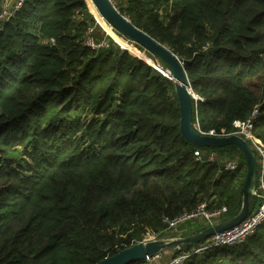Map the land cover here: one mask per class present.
Segmentation results:
<instances>
[{
  "label": "trees",
  "instance_id": "trees-1",
  "mask_svg": "<svg viewBox=\"0 0 264 264\" xmlns=\"http://www.w3.org/2000/svg\"><path fill=\"white\" fill-rule=\"evenodd\" d=\"M115 5L182 60L199 97L193 123L230 133L258 105L264 146V0ZM100 31L85 0H26L0 22V264H98L165 232L164 217L207 203L225 207V221L241 209L242 151L189 142L175 85L152 66L171 75L168 65ZM199 150L238 169L199 162ZM261 202L252 196V211ZM182 264H264V222L244 243Z\"/></svg>",
  "mask_w": 264,
  "mask_h": 264
},
{
  "label": "water",
  "instance_id": "water-1",
  "mask_svg": "<svg viewBox=\"0 0 264 264\" xmlns=\"http://www.w3.org/2000/svg\"><path fill=\"white\" fill-rule=\"evenodd\" d=\"M92 2L99 14L111 25L116 33H119L126 41L140 45L156 59H161L168 65L172 75L165 74L156 65L152 66L166 75L175 85L181 116L180 129L183 136L189 142L200 147L218 148L234 145L242 151L246 164L242 206L236 216L207 227L199 233L183 238L168 241L161 239L148 242L141 241L125 249H119L115 255L107 257L98 264H130L135 260H146L148 257H155L171 247L186 244H199L216 233L237 226L252 213V196L254 195L258 174L256 158L252 147L246 140L237 135L216 137L198 133L193 127L192 118L193 100H198L199 97L191 87L182 60L171 49L135 26L131 20L116 7L112 0H92ZM222 169H224V166H222ZM164 228L167 229L168 225L164 224Z\"/></svg>",
  "mask_w": 264,
  "mask_h": 264
},
{
  "label": "built area",
  "instance_id": "built-area-1",
  "mask_svg": "<svg viewBox=\"0 0 264 264\" xmlns=\"http://www.w3.org/2000/svg\"><path fill=\"white\" fill-rule=\"evenodd\" d=\"M26 0H2V9L0 12V22L8 21L11 16L14 15L19 9H21ZM86 44L98 48L100 46H107L106 42H102L97 45L94 43L93 38L88 36ZM259 107L256 105L250 115L245 120H236L233 123V131L228 133L226 130H222L221 133L214 129L207 132L201 130L198 119L193 123L194 129L203 135L226 137L231 135H237L246 140L253 150L256 151L260 159V170L258 172V188L254 194L262 199L261 204L240 224L225 230L223 232L216 233L215 235L207 238L199 244L193 245L190 249L184 251L181 255L172 258L167 264H182L190 255H204L217 247L223 246H236L244 243L249 236H251L256 229L264 222V146L261 141L255 136V125L259 117ZM196 160L199 162H216L218 156L215 151L212 150H199L196 151ZM224 166V170L236 171L238 169L237 159H227L220 163ZM226 208L210 209L207 203H201L192 210H184L175 217H164V224L168 225V229L177 230L179 227L188 222H197L200 220L204 223L205 227L213 226L221 221V217L225 214ZM152 231H147L143 242L157 240L152 236ZM179 248V247H178ZM161 254L155 257H148L146 260L150 263L157 262Z\"/></svg>",
  "mask_w": 264,
  "mask_h": 264
},
{
  "label": "rangeland",
  "instance_id": "rangeland-1",
  "mask_svg": "<svg viewBox=\"0 0 264 264\" xmlns=\"http://www.w3.org/2000/svg\"><path fill=\"white\" fill-rule=\"evenodd\" d=\"M86 1V0H85ZM113 2H114V4H119V2H120V0H112ZM118 6V5H117ZM105 28V29H104ZM100 29H101V31H100V33H102V31L103 32H105V34H107V35H109L112 39H113V41L115 40V41H118V42H120V43H122L124 40H123V38H121L120 36H118L115 32H114V30L113 29H111V27L108 25V24H106V23H104V22H102V24L100 25ZM114 41V42H115ZM116 43V42H115ZM131 43V42H130ZM117 44V43H116ZM132 44H134V43H132ZM120 48H123V47H121V46H123V45H119V44H117ZM134 45H136V44H134ZM154 57V56H153ZM154 60H158L159 62L160 61H162L161 59H156L155 57H154ZM163 64L160 62V64L158 65V67L160 68V67H162L163 69H166V68H164L163 66H162ZM161 69V68H160ZM162 70V69H161ZM168 70V69H167ZM163 71V70H162ZM169 71V70H168ZM164 72V71H163ZM165 73V72H164ZM165 74H167L168 75V73H165ZM255 136H256V134H255ZM256 138H257V136H256ZM250 145V144H249ZM253 151H255V150H253ZM254 155H255V158H256V160L257 161H259V163H260V160H259V157H258V154L256 153V151L254 152ZM234 158H238L237 156L236 157H234ZM226 160V159H225ZM225 160H220L219 158H218V161H221V162H223V161H225ZM257 188H258V174H257V179H256V187H255V190L257 191ZM255 192V191H254ZM253 196H256L255 194L253 195ZM257 197V196H256ZM259 198V197H258ZM226 213V212H225ZM222 221V220H221ZM220 221V222H221ZM193 224V226H194V228L195 227H197L196 229H200V228H202L203 227V224L201 223V221L200 220H198L197 222H195V223H192ZM185 225V224H184ZM187 227V226H186ZM206 227L204 226V229H205ZM196 229H194L193 231H191V232H189V233H186V235H184L183 233H181V230L182 229H180V227L177 229V230H173V229H168L167 228V230L165 231V232H163L162 234H159L157 231V233L156 232H153L152 231V236L155 238V239H161V240H172V239H177V238H183V237H185V236H189V235H193V233L192 232H194ZM149 231V230H148ZM151 231V230H150ZM191 233V234H190ZM144 240V239H143ZM182 245H180V246H175V247H171V248H168V249H166V250H164L162 253V255L163 256H161V260L159 261V263H153V264H164V263H166L167 261H168V259H170L171 258V256L172 255H174L175 254V251H177V250H179L180 249V247H181ZM179 247V248H178ZM164 252H169V253H167V254H164ZM158 261V260H157Z\"/></svg>",
  "mask_w": 264,
  "mask_h": 264
},
{
  "label": "bare ground",
  "instance_id": "bare-ground-1",
  "mask_svg": "<svg viewBox=\"0 0 264 264\" xmlns=\"http://www.w3.org/2000/svg\"><path fill=\"white\" fill-rule=\"evenodd\" d=\"M86 2L88 3V7H89V9H90V11L93 13V15L95 16V18H96V20H97V22L99 23V25H101L102 24V22H104V23H106V24H108L110 27H111V25L99 14V12L97 11V8L95 7V5L93 4V2H92V0H86ZM105 29V28H104ZM111 29H113L112 27H111ZM115 32V31H114ZM116 33V32H115ZM108 34V33H107ZM117 34V33H116ZM118 36H119V34H117ZM121 37V36H120ZM121 38H123V37H121ZM123 42L122 43H120V42H118V41H115L117 44H119V45H123V46H121V47H124L127 43H128V41H126L124 38H123ZM169 70V69H168ZM170 72H171V70H169ZM171 75H172V73H171Z\"/></svg>",
  "mask_w": 264,
  "mask_h": 264
},
{
  "label": "crops",
  "instance_id": "crops-1",
  "mask_svg": "<svg viewBox=\"0 0 264 264\" xmlns=\"http://www.w3.org/2000/svg\"><path fill=\"white\" fill-rule=\"evenodd\" d=\"M217 154V153H216ZM260 160V159H259ZM192 223H195V222H188V223H185V225H182L181 227H180V229H182L181 230V233H183L184 235H186V233H189V232H191V231H193L194 229H196L197 227H195L194 228V226H193V224ZM202 223V222H201ZM203 224V229H204V223H202ZM187 226V227H186ZM197 230V229H196ZM194 231L195 232V234H196V232L197 231ZM202 231V230H201ZM194 232H192V233H194ZM199 233V232H198ZM191 234V233H190ZM157 263H159V259H158V261H157Z\"/></svg>",
  "mask_w": 264,
  "mask_h": 264
}]
</instances>
